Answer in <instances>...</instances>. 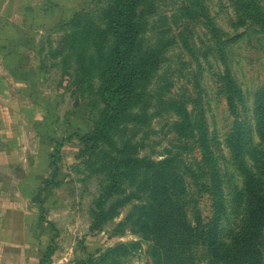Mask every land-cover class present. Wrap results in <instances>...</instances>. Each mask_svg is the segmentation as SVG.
<instances>
[{
    "label": "rangeland",
    "instance_id": "rangeland-1",
    "mask_svg": "<svg viewBox=\"0 0 264 264\" xmlns=\"http://www.w3.org/2000/svg\"><path fill=\"white\" fill-rule=\"evenodd\" d=\"M106 1L0 0V70L9 71L19 81L17 84L27 91V118L46 119L47 123L42 124H47L50 133L56 135L50 157L51 173L37 197L41 217L45 221L50 216L51 207L45 205L44 199L47 192L54 191L47 199L52 203L60 201L54 203L61 209L53 217L60 218L63 232L70 227L77 230L74 246L82 253H87L85 245L89 237L95 247L96 253L77 262L99 259L110 249L129 244L132 247L127 258L109 257L107 263L99 264H188L189 256L182 245L189 241L180 228L179 243L165 248L164 245L171 244L170 230L160 226L147 240L139 233V227L126 223L127 217L140 205L137 201L119 210L111 209L115 201L109 202L100 210L106 218L113 217L99 229H92L105 184L103 173L97 172V159L105 158V154L101 149H85L78 136L93 130L103 104L97 95L99 80L96 75L91 79L90 75L82 76L80 50L71 45L68 36L80 32L75 28L77 21L81 28L90 22L92 27L88 33H96L95 38L99 37L104 30L102 14ZM159 2L162 3L160 11L168 18L171 28L169 36L175 39L167 53L168 61L151 81L155 94L153 109H158L160 114L147 126L118 130L116 137L133 139L135 136L144 145L140 156L152 161L176 157L175 163L185 183L181 206L187 223L195 225L198 221L208 227L215 223L216 206L221 201L213 187L211 165L203 161L201 131L203 129L204 134L206 129L226 210L219 225L225 232L234 230L242 216L244 204L239 195L244 178L235 165V156L227 141L236 122L245 124L246 143L249 144L245 156L247 165L253 167L258 157L264 160V141L258 134L255 115L256 98L264 88V32L242 15L237 0ZM253 2L264 10V0ZM207 16L212 19L215 30L209 28ZM79 38L84 36L79 34ZM25 73L27 82L24 84L22 76ZM228 73L242 91L236 104L237 115L231 113L223 90ZM82 77L88 79L82 81ZM164 85L169 86L167 92ZM169 98L175 103L171 111L169 105L159 104ZM258 149L262 150L260 156L256 153ZM128 188L127 194L131 192ZM159 207L167 212V208ZM148 209L144 219L149 223L154 212ZM48 223L55 229L54 223ZM56 232L59 236L58 228ZM205 250L204 246L198 248L199 260L194 264H207Z\"/></svg>",
    "mask_w": 264,
    "mask_h": 264
},
{
    "label": "trees",
    "instance_id": "trees-1",
    "mask_svg": "<svg viewBox=\"0 0 264 264\" xmlns=\"http://www.w3.org/2000/svg\"><path fill=\"white\" fill-rule=\"evenodd\" d=\"M237 1L242 15L259 25L264 32L263 8L255 2L252 3V0ZM161 6L159 0H107L102 14L104 30L99 37L95 38L96 33H88L92 27L90 22L81 28L77 21L75 28H79L80 32L68 36L71 45L78 46L77 49L80 50L79 61L84 68L82 76L90 75L91 79L96 75L99 80L97 95L103 104L93 130L87 135L78 136L85 149H101L105 154V158L97 159V172L103 173L105 184L102 185L97 209L94 211L92 229H99L113 217L108 215L106 218L100 210L109 202L115 201L111 204V209L119 210L130 202L137 201L140 205L127 217L126 223L139 227V233L147 240L153 237V230L158 231L156 229L160 226L170 230L171 244L164 245L165 248L179 243L180 228L189 241L182 245L189 256L188 264L199 260L197 250L200 246L206 248L204 256L207 264H264V160L258 157L253 167L247 165L245 156L249 144L246 143L245 124L236 122L227 141L234 153L235 165L244 178V187L239 195L244 204L242 216L236 229L226 230L228 234L219 225L226 210L222 201V183L220 177L218 178L217 165L211 158L206 129L204 134L203 129L201 131L203 161L211 165L213 187L221 201L216 206L215 223L208 227L200 225L198 221L195 225L187 223L181 206L185 183L175 163L176 157L155 162L140 156L144 145L135 136L133 139L116 137L118 130L130 126H147L153 117L160 114L158 109H153L155 94L151 81L168 61L167 53L175 44V39L169 36L171 28L167 23L168 18L160 11ZM207 23L211 30H215L212 19L208 16ZM79 34L84 38H79ZM89 44L93 48L91 51ZM84 79L86 78L82 77V81ZM226 80L223 90L227 96L228 107L233 115H237L236 104L242 91L235 85L229 73ZM168 87L164 85L163 89L167 92ZM159 96L162 98V95ZM159 104L169 105V111L175 108L172 98L164 99ZM255 112L258 134L264 141V88L257 95ZM258 150L257 156L262 155V150ZM56 174L57 170L54 176ZM128 187L131 192L127 194ZM159 206L167 208V212ZM148 208L154 212L149 223L144 219ZM130 247L132 246L129 244H121L99 259L79 261L76 264L107 263L106 258L116 256L119 259L127 258ZM50 256L51 250L41 264H45Z\"/></svg>",
    "mask_w": 264,
    "mask_h": 264
},
{
    "label": "crops",
    "instance_id": "crops-1",
    "mask_svg": "<svg viewBox=\"0 0 264 264\" xmlns=\"http://www.w3.org/2000/svg\"><path fill=\"white\" fill-rule=\"evenodd\" d=\"M22 78L25 84L26 73ZM18 82L9 71L0 70V264H41L49 250L45 264H76L96 253L95 247L89 237L87 253H82L74 246L77 230L63 232L60 218L53 217L60 201L47 199L54 191L44 199L50 216L45 221L41 217L37 197L51 173L56 135L42 124L46 119L27 118V91Z\"/></svg>",
    "mask_w": 264,
    "mask_h": 264
}]
</instances>
